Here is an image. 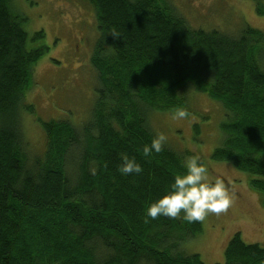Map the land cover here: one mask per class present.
<instances>
[{"label": "trees", "instance_id": "trees-1", "mask_svg": "<svg viewBox=\"0 0 264 264\" xmlns=\"http://www.w3.org/2000/svg\"><path fill=\"white\" fill-rule=\"evenodd\" d=\"M87 1L97 32L90 119L78 128L37 117L45 148L31 156L22 116L33 106L21 101L48 47L42 30L29 36L25 17L0 0V264H204L180 247L201 221L147 217L186 172L185 153L165 144L144 155L156 136L149 118L189 113L187 89L207 94L226 117L212 157L264 177V30L191 28L163 0ZM252 1L264 15V0ZM122 155L142 171L122 175ZM250 184L264 206V179ZM215 264H264V245L236 232Z\"/></svg>", "mask_w": 264, "mask_h": 264}, {"label": "rangeland", "instance_id": "rangeland-1", "mask_svg": "<svg viewBox=\"0 0 264 264\" xmlns=\"http://www.w3.org/2000/svg\"><path fill=\"white\" fill-rule=\"evenodd\" d=\"M163 1L191 28L218 29L234 35L244 24L264 30V15L256 13L252 0ZM10 2L25 17L23 28L27 34L42 30L43 43L48 47L35 65L33 85L21 101L22 108L33 106V112L26 111L22 116L27 150L32 156L45 148L44 131L37 117L68 120L78 128L90 119L89 106L96 96L98 77L89 57L97 32L87 0ZM261 60L264 64V55ZM193 91L187 89L185 93L190 111L186 118L156 113L149 118V125L155 135L165 134L166 146L185 153V160L198 155L208 168L210 181L220 178L228 188L232 202L227 211L206 216L201 221L202 231L180 243L186 253H197L204 264L222 263L225 247L236 232L245 243L264 245V206L260 194L250 187L251 179L264 177L212 157L223 144L220 125L226 119L224 108L207 94Z\"/></svg>", "mask_w": 264, "mask_h": 264}, {"label": "clouds", "instance_id": "clouds-1", "mask_svg": "<svg viewBox=\"0 0 264 264\" xmlns=\"http://www.w3.org/2000/svg\"><path fill=\"white\" fill-rule=\"evenodd\" d=\"M188 115L184 108H176L172 112L173 119H183ZM167 137L158 133L150 145L143 148L144 155L160 153ZM122 163L118 171L122 175L140 173L142 167L134 158L121 156ZM183 167L185 174L174 177L169 190L159 199L150 204L147 217L156 219L159 216L179 218L187 222L203 221L209 214L219 215L227 211L231 205V197L224 181L220 178L210 181L209 171L198 155L188 157Z\"/></svg>", "mask_w": 264, "mask_h": 264}]
</instances>
